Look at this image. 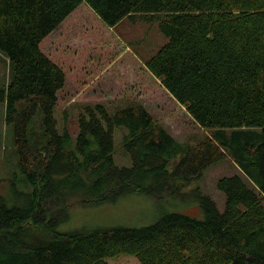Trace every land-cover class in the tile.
Here are the masks:
<instances>
[{"label": "trees", "instance_id": "1", "mask_svg": "<svg viewBox=\"0 0 264 264\" xmlns=\"http://www.w3.org/2000/svg\"><path fill=\"white\" fill-rule=\"evenodd\" d=\"M82 4L110 28L158 25L167 43L145 66L209 133L202 141L182 145L139 103L88 105L76 136L59 131L66 74L41 43ZM0 53L13 66L0 102L32 188L0 194V264H264V0H0ZM117 128L130 168L114 161ZM227 156L242 175L218 181L224 212L200 196L201 219L175 211L141 228L56 230L64 203L182 195Z\"/></svg>", "mask_w": 264, "mask_h": 264}, {"label": "rangeland", "instance_id": "2", "mask_svg": "<svg viewBox=\"0 0 264 264\" xmlns=\"http://www.w3.org/2000/svg\"><path fill=\"white\" fill-rule=\"evenodd\" d=\"M166 43L157 24H134L125 18L110 28L82 4L41 43L42 51L66 74V84L59 93L55 114L59 131L63 132L66 127L72 136H76L78 117L88 105L105 104L114 111L118 106L139 103L182 145L202 141L209 133L196 124L186 108L145 66L146 60ZM12 73V64L0 53V88L9 81ZM37 118L40 120L39 116ZM127 132L124 128L115 131L114 161L118 167L132 166L124 147ZM180 159L181 156L174 158L169 165L170 171ZM235 175L242 173L227 156L210 166L200 179L183 190L182 195L153 197L130 192L109 204L64 203L65 216L56 230L71 233L95 228H141L175 211L201 219L200 196L209 197L219 211L224 212L226 198L217 184L221 178ZM25 181L18 166L13 126L6 123L5 105L0 102V194L10 192L11 196L16 190L31 193L32 188ZM52 210L56 214L59 212L56 206Z\"/></svg>", "mask_w": 264, "mask_h": 264}]
</instances>
